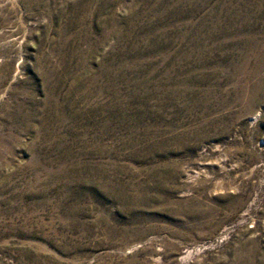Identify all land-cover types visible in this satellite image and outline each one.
<instances>
[{
	"label": "rangeland",
	"instance_id": "obj_1",
	"mask_svg": "<svg viewBox=\"0 0 264 264\" xmlns=\"http://www.w3.org/2000/svg\"><path fill=\"white\" fill-rule=\"evenodd\" d=\"M0 264H264V0H0Z\"/></svg>",
	"mask_w": 264,
	"mask_h": 264
},
{
	"label": "bare ground",
	"instance_id": "obj_2",
	"mask_svg": "<svg viewBox=\"0 0 264 264\" xmlns=\"http://www.w3.org/2000/svg\"><path fill=\"white\" fill-rule=\"evenodd\" d=\"M258 87V86H257ZM239 256V255H238ZM249 256V255H248Z\"/></svg>",
	"mask_w": 264,
	"mask_h": 264
}]
</instances>
